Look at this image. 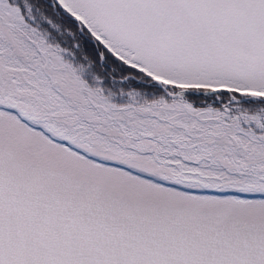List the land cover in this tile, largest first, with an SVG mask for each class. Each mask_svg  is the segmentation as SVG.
Wrapping results in <instances>:
<instances>
[{"label": "snow or ice", "instance_id": "1", "mask_svg": "<svg viewBox=\"0 0 264 264\" xmlns=\"http://www.w3.org/2000/svg\"><path fill=\"white\" fill-rule=\"evenodd\" d=\"M0 264H264V0H0Z\"/></svg>", "mask_w": 264, "mask_h": 264}]
</instances>
